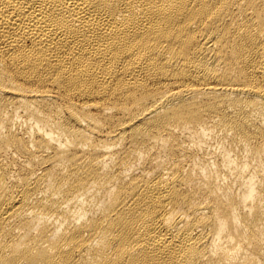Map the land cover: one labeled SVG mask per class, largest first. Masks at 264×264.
Instances as JSON below:
<instances>
[{
  "label": "bare ground",
  "instance_id": "obj_1",
  "mask_svg": "<svg viewBox=\"0 0 264 264\" xmlns=\"http://www.w3.org/2000/svg\"><path fill=\"white\" fill-rule=\"evenodd\" d=\"M0 264H264V0H0Z\"/></svg>",
  "mask_w": 264,
  "mask_h": 264
}]
</instances>
